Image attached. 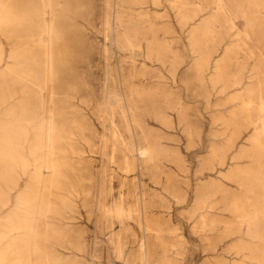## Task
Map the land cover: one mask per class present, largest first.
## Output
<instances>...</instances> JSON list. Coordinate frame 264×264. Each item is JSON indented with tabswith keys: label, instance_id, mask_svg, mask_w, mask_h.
Returning <instances> with one entry per match:
<instances>
[{
	"label": "rangeland",
	"instance_id": "1",
	"mask_svg": "<svg viewBox=\"0 0 264 264\" xmlns=\"http://www.w3.org/2000/svg\"><path fill=\"white\" fill-rule=\"evenodd\" d=\"M261 102L264 0H0V264H264Z\"/></svg>",
	"mask_w": 264,
	"mask_h": 264
},
{
	"label": "bare ground",
	"instance_id": "2",
	"mask_svg": "<svg viewBox=\"0 0 264 264\" xmlns=\"http://www.w3.org/2000/svg\"><path fill=\"white\" fill-rule=\"evenodd\" d=\"M218 1V0H217ZM217 3V2H216ZM220 3V2H219ZM220 6V5H219ZM222 9V8H221ZM129 42V41H128ZM130 43V42H129ZM128 43V44H129ZM125 44V43H124ZM127 44V45H128ZM126 45V44H125ZM132 46V45H131ZM7 65V64H6ZM201 67V66H200ZM201 70H203L202 68H201ZM202 72V71H201ZM132 77V76H131ZM260 82V81H259ZM131 85V84H130ZM131 87V86H130ZM130 89V88H129ZM135 91H137V89L135 90ZM132 92V91H131ZM133 93H135V92H133ZM138 94V93H137ZM139 94H140V92H139ZM138 94V95H139ZM144 94V93H143ZM136 95V94H135ZM137 95V96H138ZM132 96V95H131ZM261 97V96H260ZM260 97H259V99H260ZM11 99V98H10ZM145 99V98H144ZM132 100V99H131ZM248 101H250V100H248ZM132 103V102H131ZM244 103H247V102H244ZM248 103H250V102H248ZM262 103V102H261ZM260 104V103H259ZM248 105V104H247ZM241 106V105H240ZM249 106V105H248ZM262 106H264L263 105V103H262ZM261 106V108H259V110H260V113H261V111H262V109H263V107ZM245 107H246V104H245ZM130 108V107H129ZM136 108H137V106H136ZM135 108V109H136ZM252 108V107H251ZM242 109V108H241ZM264 110V109H263ZM245 111V110H244ZM247 113V112H246ZM124 116V115H123ZM134 116V115H133ZM247 116H250L249 114L247 115ZM125 117V116H124ZM263 117H262V115L261 114H259L258 116H257V120H259L260 121V129L262 130V129H264V121H263ZM125 120V119H124ZM113 121V120H112ZM137 121H139V120H137ZM128 126V125H127ZM262 127V128H261ZM127 128V127H126ZM115 129V128H114ZM262 132V131H261ZM14 133V132H13ZM117 134V133H116ZM120 134V133H119ZM115 137V136H114ZM260 136L256 133V134H254L253 136H252V145L253 144H259V141H260V138H259ZM117 138V137H116ZM125 141V140H124ZM122 142V141H121ZM123 145V144H122ZM263 147H264V144H261ZM128 147V146H127ZM148 147V146H147ZM148 150V149H147ZM146 153H148L149 154V152L147 151ZM5 156V155H4ZM1 157V156H0ZM126 157V156H125ZM149 157H151V156H149ZM6 158V157H5ZM3 159V158H2ZM14 163V162H13ZM124 164H126V163H124ZM18 167V166H17ZM23 167V166H22ZM24 169V168H23ZM1 170V169H0ZM1 173V172H0ZM17 174V173H16ZM10 175V174H9ZM10 177H12V176H10ZM9 179V178H8ZM12 183V182H11ZM12 185H14V184H12ZM6 187H8V186H6ZM51 191V190H50ZM42 201V200H41ZM5 204V203H4ZM145 204H147V202L145 203ZM3 205V204H2ZM121 206V205H120ZM48 207V206H47ZM120 208V207H119ZM112 209V208H111ZM115 209V208H114ZM121 209V208H120ZM123 209V208H122ZM130 209V208H129ZM110 212V211H109ZM113 212V211H112ZM129 212H130V210H129ZM114 213H115V211H114ZM119 213V212H118ZM124 213V212H123ZM148 213V212H147ZM118 215V214H117ZM127 215H130V217H131V214H127ZM108 217V216H107ZM111 217H112V215H111ZM111 217H109V218H111ZM118 217V216H117ZM116 218V217H115ZM121 218V217H120ZM119 218V219H120ZM113 219V218H112ZM118 219V218H117ZM130 219V218H129ZM147 220V219H146ZM120 221V220H119ZM112 223V222H111ZM129 224V223H128ZM148 226V225H147ZM149 229H150V227H149ZM158 231V230H157ZM117 236V235H116ZM118 236H120V235H118ZM19 237V236H18ZM48 237V236H47ZM46 237V238H47ZM28 239H30V238H28ZM124 240V239H123ZM45 241H47V240H45ZM120 242V241H119ZM112 243H114L113 241H112ZM8 245V244H7ZM114 245V244H113ZM116 245H118V244H116ZM125 245V244H124ZM13 246V245H12ZM44 247V246H43ZM114 247H115V245H114ZM120 247V246H119ZM7 248V247H6ZM11 248V247H10ZM122 248H123V246H122ZM9 249V248H8ZM23 249V248H22ZM120 249V248H119ZM114 250V249H113ZM116 250V249H115ZM8 251V250H7ZM16 251V250H15ZM18 251V250H17ZM117 251H119V250H117ZM20 253V252H19ZM118 253V252H117ZM16 255V254H15ZM119 258H121L120 256H119ZM17 262V261H16Z\"/></svg>",
	"mask_w": 264,
	"mask_h": 264
}]
</instances>
